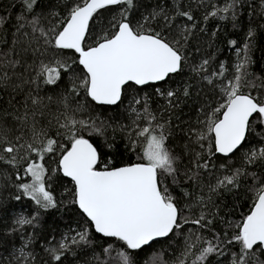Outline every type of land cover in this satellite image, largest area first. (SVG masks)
<instances>
[{
    "label": "snow or ice",
    "instance_id": "6c2138e0",
    "mask_svg": "<svg viewBox=\"0 0 264 264\" xmlns=\"http://www.w3.org/2000/svg\"><path fill=\"white\" fill-rule=\"evenodd\" d=\"M244 13L250 26L230 78L223 64L209 71V58L190 62L202 22L236 28ZM257 16L264 21V0H11L0 9V193L35 205L9 212L0 264H65L76 249L90 250L91 264H264V78H249ZM186 70L219 97L194 122L177 115L191 83L166 87ZM155 97L165 101L156 109ZM125 153L133 162L117 164ZM64 179L67 204L53 188ZM241 188L249 210L233 221L222 197ZM69 205L80 227L41 242V214ZM96 236L107 241L99 253ZM177 237L171 252L151 251Z\"/></svg>",
    "mask_w": 264,
    "mask_h": 264
},
{
    "label": "trees",
    "instance_id": "16d2710c",
    "mask_svg": "<svg viewBox=\"0 0 264 264\" xmlns=\"http://www.w3.org/2000/svg\"><path fill=\"white\" fill-rule=\"evenodd\" d=\"M10 2L11 0H0V9L7 8ZM216 2H219V0H216ZM256 11L258 12L259 9L256 8ZM111 13L115 14V10H111ZM104 15L109 17L108 12H105ZM196 15L199 19L202 16V10H198ZM238 24L239 26L234 28L232 26V22L228 20L221 21L218 19H209L206 22H202L201 26L205 28V32L198 33L197 37L193 40L192 45H190L192 53L190 56V62L193 59L199 62L201 59L209 58L211 61L209 71L219 70L220 65L223 64L226 69L225 76L230 78L234 72L235 64L239 60L237 51L239 48H242L245 43V35L250 26L246 13L241 15ZM261 24H264V21H261L257 16L253 21V26H256L257 35L254 39L251 53L253 63L249 67V72L251 74L249 77L250 79L264 78V28L259 27ZM97 30H99V28ZM213 33H215V35H213ZM233 40L237 41L235 46L231 44V41ZM197 47L199 48V51H196ZM256 82L259 84L258 79ZM188 83H191L192 85V96L186 99L181 105L180 109L177 111V115L180 116L182 121L194 122L200 115L198 107L203 104L204 100L208 99L213 103V105H215V102L219 99V97L215 95L211 86L202 81L198 82L197 79L188 72V70H186L184 74H177L174 76L172 78V83L166 85V87H182ZM136 91L141 92V94H143V92L151 93L152 88L148 87L143 90L137 89ZM134 94V92L130 93V95ZM154 99L158 101V103L153 104L154 109L165 103V101L160 97H155ZM123 110L124 108L122 106L119 111L123 112ZM100 111L106 116H114L116 115L117 109L103 108ZM115 158L117 164L129 163L133 162L134 154L125 153L123 156H115ZM222 162H225V158L219 157L217 163ZM70 187H72V185L68 179H64L62 183L58 182L53 185L57 197H62L65 204L68 203L69 196L65 193L64 189ZM14 195L15 192L11 191L0 193V198L5 199L8 205V212L0 213V220L3 221V223H0V229L10 222L11 216L9 215V212L12 216H14L17 212L23 211L25 214H28L35 209V205L27 198H24L21 201L9 199ZM249 204L250 194L241 188L235 194L226 193L222 197L221 207L223 208V212L225 214L231 213V215H228V219L236 221L241 218L242 214L247 213L249 210ZM233 205H235V208ZM82 222V214L78 209L71 205L62 208L59 211L51 210L49 212L42 213L41 223L38 229L40 233V241L42 242L43 237L48 236L50 233L59 239L61 233H70L71 229H78ZM205 235H207V233H205ZM96 240L97 244L95 245V248L96 252L99 253L100 248L104 246L107 241L99 236H96ZM180 242V237H177L175 241L165 240L161 242V244L155 245L151 251L166 248L169 252H171L172 249L168 248V245L171 243L173 244V247H175L179 245ZM36 251L39 253L40 257L46 259L41 248V243H38ZM92 255L93 253L90 250L82 252L80 249H76V256H69L65 264H91Z\"/></svg>",
    "mask_w": 264,
    "mask_h": 264
}]
</instances>
